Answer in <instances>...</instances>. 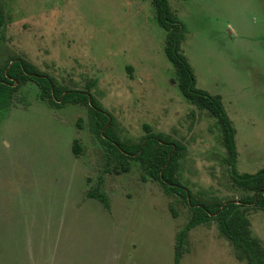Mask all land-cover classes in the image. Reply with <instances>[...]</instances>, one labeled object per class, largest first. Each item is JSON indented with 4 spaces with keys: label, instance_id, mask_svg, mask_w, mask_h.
<instances>
[{
    "label": "rangeland",
    "instance_id": "obj_1",
    "mask_svg": "<svg viewBox=\"0 0 264 264\" xmlns=\"http://www.w3.org/2000/svg\"><path fill=\"white\" fill-rule=\"evenodd\" d=\"M168 1L196 87L221 97L236 130L237 171L264 169V0ZM0 14V69L21 59L89 91L124 144L161 133L184 146L178 179L200 204L251 195L232 182L216 119L178 89L152 0H0ZM104 161L86 107L51 108L34 84L19 86L0 111V264H174L189 208L136 162L104 176L105 208L87 196ZM248 218L264 246V213ZM180 264L245 263L212 222L189 232Z\"/></svg>",
    "mask_w": 264,
    "mask_h": 264
},
{
    "label": "trees",
    "instance_id": "obj_2",
    "mask_svg": "<svg viewBox=\"0 0 264 264\" xmlns=\"http://www.w3.org/2000/svg\"><path fill=\"white\" fill-rule=\"evenodd\" d=\"M155 20L166 33L165 56L176 71L178 89L189 102L209 112L217 121L222 134L223 147L229 157L232 182L250 196L223 205L200 204L190 191L179 182L180 161L185 147L161 133L149 134L136 145L122 143L113 131V118L89 91L69 90L57 86L49 76L37 73L23 60H12L0 69V111L7 110L14 101L19 86L32 83L38 89L39 100L51 108L61 109L68 105H81L88 109L90 131L103 150L104 167L97 180L90 185L87 196L108 208V198L101 191L106 174H123L136 162L145 177L157 182L168 196H175L189 208L190 219L176 234L174 264H180L186 252L189 232L196 226L216 223L219 233L232 245L235 258L245 264H264V246L252 235L248 218L250 211L264 213V169L254 174L238 173L236 170V130L229 119L221 97L211 95L196 87V79L187 58L181 51L185 40V28L172 12L168 0H152ZM4 19L0 14V29ZM84 147L75 140L72 152L80 156Z\"/></svg>",
    "mask_w": 264,
    "mask_h": 264
},
{
    "label": "flooded vegetation",
    "instance_id": "obj_3",
    "mask_svg": "<svg viewBox=\"0 0 264 264\" xmlns=\"http://www.w3.org/2000/svg\"><path fill=\"white\" fill-rule=\"evenodd\" d=\"M16 60H20V59H16ZM24 61V60H23ZM12 62H10V64H11ZM27 63V62H26ZM37 88V87H36ZM95 98V97H94ZM221 101H222V99H221ZM75 106V105H74ZM107 112V111H106ZM108 113V112H107ZM112 117V116H111ZM237 170V169H236ZM239 173V172H238Z\"/></svg>",
    "mask_w": 264,
    "mask_h": 264
}]
</instances>
